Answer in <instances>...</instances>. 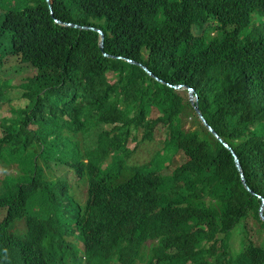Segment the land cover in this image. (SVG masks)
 <instances>
[{
  "label": "trees",
  "instance_id": "trees-1",
  "mask_svg": "<svg viewBox=\"0 0 264 264\" xmlns=\"http://www.w3.org/2000/svg\"><path fill=\"white\" fill-rule=\"evenodd\" d=\"M50 1L64 23L102 30L108 54L193 88L250 190L182 92L105 58L97 32L57 26L45 0H22L20 25L0 18V70L19 57L40 74L0 124V163L17 171L0 179L15 204L2 224L34 207L26 236L51 235V264H264V0Z\"/></svg>",
  "mask_w": 264,
  "mask_h": 264
},
{
  "label": "clouds",
  "instance_id": "clouds-1",
  "mask_svg": "<svg viewBox=\"0 0 264 264\" xmlns=\"http://www.w3.org/2000/svg\"><path fill=\"white\" fill-rule=\"evenodd\" d=\"M45 2L47 3V5H49L50 15L54 19V23L56 24V21H61L55 17L54 10H53V7L51 5V1L45 0ZM26 12H28V10H27L26 4L23 3L22 0H0V18L5 19L9 25H13V26L20 25V17L23 13H26ZM61 23H64V21H61ZM64 24H68V23H64ZM68 25L77 26L80 28H89V29H94L97 31H102L100 29H96L93 27H81V26H78L75 24H68ZM57 26H59V25H57ZM59 27L65 28V29L77 30L74 28H68V27H62V26H59ZM80 31H82V30H80ZM84 31H90V30H84ZM93 32H96V31H93ZM104 36H105V34H104ZM104 50H105V47H104ZM105 53L110 56V57H105L104 53H102L105 58L124 59L125 61L130 60L132 62H136V61L131 60V59L110 55L106 51H105ZM16 60L18 62V65L6 67L3 70H0V76H2V73L7 69L21 68L22 66H30L33 69V72L35 73V75H33L32 77H28L25 80L29 79V81H30V80L35 79L39 76V74H40L39 69L35 68L31 63H24V62H22V60L19 57H16ZM136 63L147 68L156 78L161 80V78L156 76L147 66H145L139 62H136ZM129 64H131V63H129ZM132 65L138 66L142 70H144L141 66L136 65L135 63ZM151 78L154 81H156L155 78H153V77H151ZM23 82H21L19 84H11V83H9L8 80L3 81L2 77H0V94H4V96H0V111L8 110L10 112V114L7 117H4V118L0 117V124L15 120L17 118V112L20 110L17 108V106L21 103V101L23 99V95L26 92L23 89V84H25ZM159 83L165 84L169 88L174 89L176 91L186 93V94H188V96H189L190 90L191 91L193 90L195 95H197L198 99H199V95L195 92V90L193 88L187 86V85H171V84L166 83L162 80ZM179 86L188 87L189 90H187V88H186V90L175 89V87H179ZM227 145H229V144H227ZM0 164H4V163H0ZM15 172L16 173H7V174L8 175H10V174L17 175V171H15ZM2 174L5 176L4 173H2ZM4 176H3V178H4ZM3 178H0V179H3ZM0 186H2V184H0ZM14 208H15V204L6 202L3 191L0 190V264H51V260L49 259L48 255L43 252V249H42V245L44 243L48 242L49 240H51V238H52L51 235L45 234L37 241L30 240L26 236V225L32 223V221H35V222L39 221L38 212L34 207H33L32 211L24 218L22 223H20L17 227H9L7 225L2 224L4 221H7L11 217ZM231 251H232V248H231Z\"/></svg>",
  "mask_w": 264,
  "mask_h": 264
},
{
  "label": "rangeland",
  "instance_id": "rangeland-1",
  "mask_svg": "<svg viewBox=\"0 0 264 264\" xmlns=\"http://www.w3.org/2000/svg\"><path fill=\"white\" fill-rule=\"evenodd\" d=\"M193 32L195 34L198 33L197 29H193ZM33 75H35V73L33 72V69L30 66H22L21 68H12V69H7L2 73V80L3 81H9V83L11 84H19L21 82H23L26 78L28 77H32ZM110 80H113L112 76H109ZM183 90H186L183 89ZM185 99L189 100V96L186 93H183ZM10 114V112L8 110H2L0 111V117L4 118L7 117ZM186 124V128L187 129H193L194 130V124L188 120ZM161 146V142H159V140H157L156 142L149 144V145H144V146H140L139 147V152L138 154L132 159L131 161L135 164H143L144 162L148 161L153 154L160 149ZM132 148L134 147V144L131 146ZM175 163L171 166H175L177 165L180 161L181 158L178 155L175 159H174ZM166 164V163H165ZM7 174V173H16L14 166H8L5 164H0V178H3V174ZM164 174L167 175V172H165ZM234 232H237V230H235ZM256 239V238H254ZM231 244V248L232 251L235 253L236 251H239L241 249V236L240 234L237 235L236 233L233 234L232 236V240L230 241Z\"/></svg>",
  "mask_w": 264,
  "mask_h": 264
},
{
  "label": "water",
  "instance_id": "water-1",
  "mask_svg": "<svg viewBox=\"0 0 264 264\" xmlns=\"http://www.w3.org/2000/svg\"><path fill=\"white\" fill-rule=\"evenodd\" d=\"M53 14V13H52ZM56 24L57 25H59V26H62V27H68V28H74V29H77V30H82V31H84V30H90V31H96L98 34H100V36H101V41H100V47H101V49H102V51H103V53H104V56L105 57H110L109 55H107L106 53H105V50H104V47H105V36H104V33L102 32V31H97V30H94V29H89V28H80V27H77V26H71V25H68V24H64V23H61V21H56ZM129 63H131V64H136V65H139V64H137L136 62H132V61H130V60H127ZM139 66H141V65H139ZM151 77H153V78H155L156 79V81H158V82H161V80H159L158 78H156L147 68H145V67H143V66H141ZM185 88H187V90H189V88L188 87H185V86H179V87H175V89H177V90H183V89H185ZM189 102H190V104H191V106H192V109L194 110V112H195V114H196V116H197V118L199 119V121H200V123L202 124V126L209 132V133H211L217 140H218V142L219 143H221L226 149H228L231 153H232V155H233V157H234V159H235V162H236V165H237V169H238V171L240 172V175H241V179H242V182H243V184L246 186V188L248 189V190H250L249 189V187L247 186V184H246V180H245V175H244V171H243V168H242V166H241V163H240V161H239V158H238V156L236 155V153H235V151L229 146V145H227L219 136H218V134L213 130V128H211V126L207 123V121L205 120V118H204V116L202 115V113H201V111H200V108H199V99H198V96L197 95H195V93H194V91L192 90H190V92H189ZM261 216H262V219L264 220V209L262 210V212H261Z\"/></svg>",
  "mask_w": 264,
  "mask_h": 264
}]
</instances>
